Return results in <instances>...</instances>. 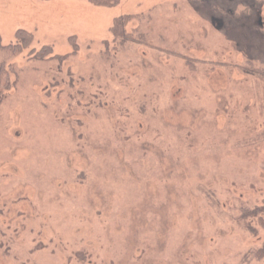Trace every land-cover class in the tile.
I'll use <instances>...</instances> for the list:
<instances>
[{
	"label": "rangeland",
	"instance_id": "1",
	"mask_svg": "<svg viewBox=\"0 0 264 264\" xmlns=\"http://www.w3.org/2000/svg\"><path fill=\"white\" fill-rule=\"evenodd\" d=\"M0 36V264H264V0H0Z\"/></svg>",
	"mask_w": 264,
	"mask_h": 264
},
{
	"label": "trees",
	"instance_id": "2",
	"mask_svg": "<svg viewBox=\"0 0 264 264\" xmlns=\"http://www.w3.org/2000/svg\"><path fill=\"white\" fill-rule=\"evenodd\" d=\"M90 3H92L95 6L99 7H113L119 4L120 0H88ZM130 19L129 16H121L119 18H116L112 22V26L110 27V33L113 37H117L119 35V30H123L126 22ZM24 31H17L15 33L17 43L15 44V48L18 49V47H26L28 43L32 41L31 35L27 34ZM26 35V37H24ZM1 45V36H0V50L2 49ZM43 52H45L48 55L52 54V49L48 46H44L41 49ZM43 58H46L45 56Z\"/></svg>",
	"mask_w": 264,
	"mask_h": 264
}]
</instances>
